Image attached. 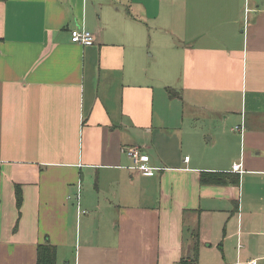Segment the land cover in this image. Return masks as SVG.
I'll return each mask as SVG.
<instances>
[{
  "label": "crops",
  "instance_id": "crops-1",
  "mask_svg": "<svg viewBox=\"0 0 264 264\" xmlns=\"http://www.w3.org/2000/svg\"><path fill=\"white\" fill-rule=\"evenodd\" d=\"M47 237L57 264H264V0H0V264Z\"/></svg>",
  "mask_w": 264,
  "mask_h": 264
},
{
  "label": "built area",
  "instance_id": "built-area-1",
  "mask_svg": "<svg viewBox=\"0 0 264 264\" xmlns=\"http://www.w3.org/2000/svg\"><path fill=\"white\" fill-rule=\"evenodd\" d=\"M246 11L248 12L249 9L247 8ZM72 41L76 43H80L83 45L92 44L95 41V35L86 28H76L71 31ZM236 130L243 131L244 125H237L235 126ZM128 155L132 159V169H135L141 173L147 175H153L156 173L157 170H160V167L151 165V157L150 155L143 150L140 146H132L127 149ZM187 160L189 157H185ZM240 164H234L233 169L238 170ZM248 264H254V261H249Z\"/></svg>",
  "mask_w": 264,
  "mask_h": 264
},
{
  "label": "trees",
  "instance_id": "trees-1",
  "mask_svg": "<svg viewBox=\"0 0 264 264\" xmlns=\"http://www.w3.org/2000/svg\"><path fill=\"white\" fill-rule=\"evenodd\" d=\"M224 175L225 174L218 175L215 173H204L202 176V181L223 183L225 180H222L220 177ZM18 203L20 204V198L18 199ZM192 253L193 256L190 259L182 258L176 264H198L199 246L197 241L195 246L192 248ZM37 264H57V247L50 242L48 237L44 243H41L38 246Z\"/></svg>",
  "mask_w": 264,
  "mask_h": 264
},
{
  "label": "rangeland",
  "instance_id": "rangeland-1",
  "mask_svg": "<svg viewBox=\"0 0 264 264\" xmlns=\"http://www.w3.org/2000/svg\"><path fill=\"white\" fill-rule=\"evenodd\" d=\"M166 101H167L168 103H176V102H178V97L175 96L174 99H171V98H170V95H168L167 98H166ZM178 103H179V102H178ZM191 122L193 123V121H191ZM192 127H194V126H192ZM204 140H205V139H204Z\"/></svg>",
  "mask_w": 264,
  "mask_h": 264
}]
</instances>
